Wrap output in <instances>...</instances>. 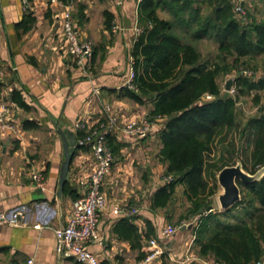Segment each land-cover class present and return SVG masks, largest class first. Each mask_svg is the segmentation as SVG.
Wrapping results in <instances>:
<instances>
[{
	"label": "crops",
	"instance_id": "obj_1",
	"mask_svg": "<svg viewBox=\"0 0 264 264\" xmlns=\"http://www.w3.org/2000/svg\"><path fill=\"white\" fill-rule=\"evenodd\" d=\"M26 1L25 9L24 0H0V70L4 73L0 80V98L13 102L10 92L16 89L30 107L23 110L17 106L13 128L0 129V212L25 207L24 219L10 224L0 222V264H26L29 258L33 264H82L55 254L53 229L66 223L74 196L82 194L79 181L92 173L96 162L89 145H79L69 164L68 189L59 192L64 148L56 127L72 131L77 142L93 130L114 134L124 144L120 153L113 155L115 160L125 156L128 148L157 135L159 122L146 140L123 132V126L130 121H147L152 103L143 98L144 102L139 104L118 94L127 82L128 60L139 36L137 28L142 29L137 19L140 3L136 0L74 1L77 26L93 49L89 72H82L64 49V38L55 16L66 0H59L58 4H51L49 0ZM81 6L83 19L79 22ZM26 13L34 21L23 32L16 25ZM106 13L112 16L108 26ZM114 24L120 26L119 31H112ZM25 119L36 122L38 127L23 128L21 123ZM79 131L85 135L79 138ZM38 169L44 170L45 184L40 193H34L37 187L31 185L29 173ZM121 172L122 164L115 162L101 186L107 206L99 214V241L88 244V249L98 255L100 264H138L143 259H138V251L115 233L121 217L112 212V205L139 206V214L132 222L144 230V220L148 219L154 227L155 235L151 238L156 237L167 221L164 208L152 211L149 205L133 202L132 197L138 196L126 186L128 176ZM191 229L181 228L169 239H157L163 253L145 264L212 261L198 252L197 260L189 259L193 253L187 254L189 249L185 246L189 241L184 239ZM146 245L147 240L141 251L146 252Z\"/></svg>",
	"mask_w": 264,
	"mask_h": 264
},
{
	"label": "trees",
	"instance_id": "obj_2",
	"mask_svg": "<svg viewBox=\"0 0 264 264\" xmlns=\"http://www.w3.org/2000/svg\"><path fill=\"white\" fill-rule=\"evenodd\" d=\"M259 1L264 4V0ZM232 5L231 0H142L137 13L142 32L131 51L135 90L123 86L118 94L139 104L144 102L143 98L149 100L150 119H166L157 132L161 145L158 160L164 165L165 174L173 178L154 190L149 209L166 208L175 186L183 185L185 195L193 203L191 213L201 214L193 239L198 254L223 264H253L264 257V174L251 183L237 180L241 200L231 208H241L226 213L225 219L220 218L219 212L210 211L209 200L218 186L217 172L233 165L235 145L230 142L224 146L225 155L222 152L215 160H207L206 156L219 135L222 142L226 131L237 128L236 97L264 89V74L257 80L240 75L235 78L236 96L220 93L216 80L219 74L244 64L242 58L264 55V20L241 22ZM82 10L81 6L79 22L83 19ZM159 12H166L170 18L160 17ZM111 18L106 13L107 26ZM33 21L31 14L26 13L16 27L25 32ZM181 35L188 36L190 41L212 39L219 52L217 60H202L197 48L183 41ZM226 56L232 57L231 62ZM205 93L212 98L202 100ZM10 99L21 109H30L19 90L13 89ZM254 100H260L258 94ZM21 125L25 129L38 127L28 119ZM241 133L247 136L241 165L253 174L264 165V111L250 117ZM83 135L77 132L79 138ZM106 144L113 155H118L124 146L110 133L106 134ZM207 176L215 180L210 187ZM68 184L66 178L62 192ZM80 196L77 194L74 200ZM134 217H121L114 230L142 259L146 252L141 248L144 241L155 235L154 227L145 219V229L139 230L132 222Z\"/></svg>",
	"mask_w": 264,
	"mask_h": 264
},
{
	"label": "built area",
	"instance_id": "obj_3",
	"mask_svg": "<svg viewBox=\"0 0 264 264\" xmlns=\"http://www.w3.org/2000/svg\"><path fill=\"white\" fill-rule=\"evenodd\" d=\"M51 4H58L59 0H49ZM75 0H66L62 5V9L55 13L59 21L61 35L64 38V49L70 60L82 70L89 72L92 59V44L81 35L77 26L76 19L73 15ZM142 0H136L139 4ZM234 1V0H233ZM24 8H27L28 2L24 0ZM247 0H236L234 12L239 17L246 14L244 5ZM120 26L112 25V31L117 32ZM141 29L137 28V36L141 33ZM134 60L130 56L128 60V76L125 86L134 89ZM244 75H250L248 70L242 72ZM4 73L0 70V80ZM17 105L14 102H9L0 98V129L10 130L13 128L15 110ZM163 118L158 117L155 122L152 121H130L123 126V132L130 136L144 138L146 137L157 121ZM105 130H93L80 140L79 145H89L95 158V168L92 173L79 181L82 194L72 203L71 212L66 220V223L59 225L53 229L55 236V254L59 258H73L82 264H100L99 257L96 253L88 249V244L99 241V214L107 206V200L104 193L101 191L105 176L110 172L111 165L114 161V156L106 144ZM31 185L33 187L42 188L45 184V174L43 169L32 170L29 173ZM171 176H167L165 183L171 180ZM112 212L120 217H133L139 214V206L129 203H117L111 206ZM200 216L194 217L191 221L182 222L179 225H163L156 237L147 240L146 255L138 264H145L162 255L163 250L158 246L157 239H169L175 233L184 227L199 224ZM25 218V207H19L12 212H0V222L14 223ZM38 227V226H36ZM26 264H33V259L29 258ZM208 264H223L217 261H210ZM253 264H264V257L255 261Z\"/></svg>",
	"mask_w": 264,
	"mask_h": 264
},
{
	"label": "rangeland",
	"instance_id": "obj_4",
	"mask_svg": "<svg viewBox=\"0 0 264 264\" xmlns=\"http://www.w3.org/2000/svg\"><path fill=\"white\" fill-rule=\"evenodd\" d=\"M233 5L232 9L234 10L235 7V1L231 0ZM244 14L243 16L239 17V15L235 16L237 19L241 20V22L247 23V21H251L254 19L255 21H262L264 20V4L260 2L259 0H247V3L244 5ZM159 16L163 18H170V16L166 12H159ZM142 30V29H141ZM140 35V34H139ZM183 38V41H187L192 43L197 50L200 52L202 60H217V56L219 54L217 50V44L212 40L208 38H204L197 41H190L188 39V36L181 35ZM138 38V37H137ZM226 59L228 62H231L232 57L226 56ZM241 61H244V64L238 65L236 68H233L231 71H229L226 74H219L217 76V83L219 85L220 93L224 94L227 93L231 96H236V77L242 74L244 70H248L250 72V75H244L246 77L252 78L254 80H257L264 74V55H257L253 58L245 57L240 59ZM230 78H233V81L231 83L230 89L226 90L225 85L226 81ZM255 94H258L260 97V100L256 102L254 100ZM212 97L205 93L203 95L202 100H210ZM264 105V89L260 91H251L249 94L246 95H239L236 97V110H237V128H232L224 133L223 141H219L220 135L215 139V142L212 145V149L209 155L206 156V159L208 160H215L217 159L222 152H224L225 155V148L224 146H228L230 142L234 143L235 147V153H234V162L232 164H236L238 162L241 163V158L243 157L242 154V147L245 146L246 141V133L242 134L241 130L244 128V125L246 121L252 117L256 116L257 114H260ZM158 117L150 119L149 116L146 117L148 121L155 122ZM161 121H157L158 127L161 128L164 125L165 118ZM147 137H144L146 140ZM160 141L158 139V134L153 137L147 139V141L141 142L139 145L128 148V153H125L122 157H118V159L113 161V164L116 162H120L123 166V172L124 175L128 176V179L125 178L126 186L128 188L133 189L138 198L132 197L133 202L145 204L146 206L149 205L150 198L152 196V193L154 192V189L156 190L159 186L164 184L165 179L167 176L172 175H166L165 174V167L163 164H161L158 160V151L160 148ZM124 163V164H123ZM126 164V165H125ZM111 165V166H112ZM128 165V166H127ZM113 167L112 171H114ZM131 167V168H130ZM127 168V169H125ZM111 171V169H110ZM123 172H121L123 174ZM110 173V172H109ZM217 175V174H216ZM173 178V177H171ZM205 179L208 182V187L213 185L214 178L212 177H205ZM217 181V180H216ZM218 185V184H217ZM214 194L209 197V200L211 202L210 208L212 212H219L220 218L225 219V214L228 212H236L238 211L241 206L238 205L235 208H230L228 210H222L218 204L217 201V195L221 191V188L217 186L214 188ZM136 198V199H135ZM193 203L191 200L188 199L187 195L184 193V187L181 184H177L175 186L174 193L172 195V198L170 202L168 203L167 207L165 209V215L167 217L166 224L170 225H179L182 222H188L191 221L194 217L201 215L198 213H191L192 212ZM223 212H225L223 215H221ZM205 213V211L203 212ZM207 213V212H206ZM198 226V225H197ZM197 226L193 225L191 228L190 234L186 236L184 240H188L189 243L187 244V247L189 250H187V254L190 252L193 254H190V258L198 259V255L196 254L198 252V246L193 241L194 237V230L197 228ZM188 227H184L185 230ZM192 239V241H191ZM203 264V263H201Z\"/></svg>",
	"mask_w": 264,
	"mask_h": 264
},
{
	"label": "water",
	"instance_id": "obj_5",
	"mask_svg": "<svg viewBox=\"0 0 264 264\" xmlns=\"http://www.w3.org/2000/svg\"><path fill=\"white\" fill-rule=\"evenodd\" d=\"M233 78H230L226 81L225 88L226 90L230 89ZM57 132L62 140L64 148V160L61 164L60 174H59V192H61L64 181L66 179L69 164L71 162L72 154L75 149L79 146L76 141V137L72 131L69 129L62 130L59 127H56ZM264 174V165L256 170L253 174L245 171L242 168L240 162L234 165L224 166L217 172L216 180L218 186L221 188V191L217 195V201L220 208L228 210L233 207L236 203L241 200V191L237 184V180L246 184L259 180ZM41 188L37 187L34 193H40ZM211 210V209H210ZM191 228V225L188 226Z\"/></svg>",
	"mask_w": 264,
	"mask_h": 264
}]
</instances>
